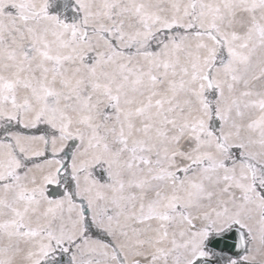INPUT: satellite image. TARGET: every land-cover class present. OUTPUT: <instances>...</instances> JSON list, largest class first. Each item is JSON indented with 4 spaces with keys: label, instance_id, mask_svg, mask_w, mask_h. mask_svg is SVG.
Listing matches in <instances>:
<instances>
[{
    "label": "snow or ice",
    "instance_id": "1",
    "mask_svg": "<svg viewBox=\"0 0 264 264\" xmlns=\"http://www.w3.org/2000/svg\"><path fill=\"white\" fill-rule=\"evenodd\" d=\"M0 264H264V0H0Z\"/></svg>",
    "mask_w": 264,
    "mask_h": 264
},
{
    "label": "bare ground",
    "instance_id": "2",
    "mask_svg": "<svg viewBox=\"0 0 264 264\" xmlns=\"http://www.w3.org/2000/svg\"><path fill=\"white\" fill-rule=\"evenodd\" d=\"M26 134H32L31 130H25Z\"/></svg>",
    "mask_w": 264,
    "mask_h": 264
}]
</instances>
